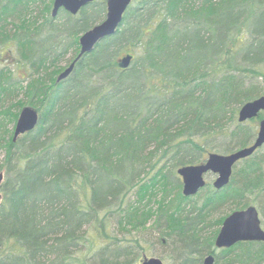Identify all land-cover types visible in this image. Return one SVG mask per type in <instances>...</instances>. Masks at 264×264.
Masks as SVG:
<instances>
[{
  "label": "trees",
  "instance_id": "1",
  "mask_svg": "<svg viewBox=\"0 0 264 264\" xmlns=\"http://www.w3.org/2000/svg\"><path fill=\"white\" fill-rule=\"evenodd\" d=\"M53 2L0 0V50L14 48L27 72L0 69V264H89L92 251L94 264H132L128 255L143 259L155 243L171 264L210 254L215 264H264L262 241L218 249L227 215L212 219L257 203L264 221V145L220 190L208 183L187 197L178 174L257 136L263 112L246 122L238 113L264 93V0H133L116 33L60 82L107 0L55 19ZM25 105L39 122L14 141ZM206 224L217 225L210 235Z\"/></svg>",
  "mask_w": 264,
  "mask_h": 264
},
{
  "label": "water",
  "instance_id": "2",
  "mask_svg": "<svg viewBox=\"0 0 264 264\" xmlns=\"http://www.w3.org/2000/svg\"><path fill=\"white\" fill-rule=\"evenodd\" d=\"M95 0H54L51 15L55 19L61 10L76 15L80 10L93 3ZM133 0H107V12L103 21L85 31L79 39L80 51L76 59L57 78V82L66 79L73 71L76 62L93 52L102 40L116 33L124 20V15ZM132 61V55L128 54L121 60V67L128 68ZM264 111V94L244 103L238 113L240 122H246L257 117ZM40 114L31 105L24 106L16 121L14 141L26 132L33 130L39 122ZM264 145V118L260 121L255 140L248 146L236 149L224 154L212 152L206 160L200 164L185 165L178 169V174L183 181V194L185 196L196 195L207 184L206 175L213 173L216 178L213 182L217 190L229 184L234 166L240 160L252 155L258 148ZM4 181V172H0V187ZM2 193L0 191V201ZM241 241L264 242V228L260 213L255 205L231 212L224 220L222 227L215 239L218 248H229ZM213 254L208 255L203 264H215ZM142 264H165L163 259L157 256H145Z\"/></svg>",
  "mask_w": 264,
  "mask_h": 264
},
{
  "label": "rangeland",
  "instance_id": "3",
  "mask_svg": "<svg viewBox=\"0 0 264 264\" xmlns=\"http://www.w3.org/2000/svg\"><path fill=\"white\" fill-rule=\"evenodd\" d=\"M62 21V16H60V18L58 19L57 23L58 22H61ZM8 46V45H7ZM0 69L4 66H2L3 64H6L5 67H7V69H11L13 75L19 79L23 78V77H26L27 76V72L24 71V70H21L19 69V67L16 65V55H14V48H12V50H10L9 48H1L0 50ZM71 55H68L67 56V60H64L62 63H61V66L62 67H65L67 68L70 64H71V61H69ZM263 70H264V66H263ZM14 77V78H15ZM261 81V84L263 85L264 87V78L260 79ZM264 93H262L261 95H263ZM260 95V96H261ZM259 97V96H258ZM26 97L23 93H20L17 97H16V100H24ZM26 106V105H25ZM263 114H264V111H263ZM229 124H231V122H229ZM223 140L222 137H218V140ZM236 150V148H235ZM214 151L216 152H219V149L216 148ZM264 151V146L262 147L261 149V152ZM230 152V151H229ZM229 152H221V153H229ZM4 155H5V152L3 150H0V158L3 159L4 158ZM239 167V166H238ZM4 181L6 180L7 178V174H6V171L4 170ZM215 178V174L213 173H210V174H207V180H208V183H212L213 180ZM181 180V178H180ZM3 181V182H4ZM3 182H2V185H3ZM2 185L0 187V191L3 195V190H2ZM173 190V193H176V190L171 188ZM3 200V196H2V199L0 201V203L2 202ZM195 201H198L197 204L201 203V199L195 197L193 198L192 200V203H194ZM252 205H255L257 208H258V205L257 203H253ZM259 209V208H258ZM232 208L231 207H225L223 210H221L220 212H217L215 213L213 216H212V219L215 221V219H217L218 217L220 216H224V215H229L231 212H232ZM260 212V211H259ZM260 218H261V222H262V227L264 228V221H263V217L262 215L260 214ZM215 223V222H214ZM217 225L213 224V226H208V224H206V226H204V234H212V232H214V230L216 229ZM147 249L144 250L145 254L148 256V257H152V256H157V257H161L164 262H167L168 264H171L172 261H171V258L167 256V251L166 249L160 244V243H155V244H150L149 246L146 247ZM109 251V250H107ZM219 251V250H218ZM96 254L95 251H92L89 253V264H94L93 260H92V257L93 255ZM99 256V255H98ZM98 256L95 257V259L97 260V262L99 261V258ZM134 256L135 255H128V259L129 261L132 260V264H140L141 263V260L142 258H138V259H135L134 260Z\"/></svg>",
  "mask_w": 264,
  "mask_h": 264
}]
</instances>
